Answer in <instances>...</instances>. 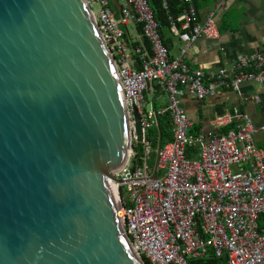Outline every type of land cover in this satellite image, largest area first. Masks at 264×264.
<instances>
[{"label":"water","instance_id":"water-1","mask_svg":"<svg viewBox=\"0 0 264 264\" xmlns=\"http://www.w3.org/2000/svg\"><path fill=\"white\" fill-rule=\"evenodd\" d=\"M130 148L122 85L86 1L0 0V264H145L107 183Z\"/></svg>","mask_w":264,"mask_h":264},{"label":"built area","instance_id":"built-area-1","mask_svg":"<svg viewBox=\"0 0 264 264\" xmlns=\"http://www.w3.org/2000/svg\"><path fill=\"white\" fill-rule=\"evenodd\" d=\"M85 1L129 109L130 157L107 183L116 191L123 232L134 254L145 264H191L211 256H225L226 264H264V149L256 144L257 135L264 137V125L255 126L238 113L216 119L217 130L210 135H193L179 99L181 88L203 100L216 88L238 90L244 81L262 84L264 55L239 56L209 73L194 70L186 62V50L169 58L148 0H116L117 10L112 0ZM181 2L185 8L177 22L183 30L191 29L190 42L218 37L214 15L201 24L193 0ZM130 27L141 29L140 39L128 38ZM155 87L168 95L166 111L146 109V94ZM134 110L141 117V143ZM166 112L173 140L161 148L157 178L152 179L156 149L148 133ZM234 124L219 133L218 128ZM193 149L192 158L188 154Z\"/></svg>","mask_w":264,"mask_h":264},{"label":"crops","instance_id":"crops-1","mask_svg":"<svg viewBox=\"0 0 264 264\" xmlns=\"http://www.w3.org/2000/svg\"><path fill=\"white\" fill-rule=\"evenodd\" d=\"M112 3L117 10L116 0H112ZM193 7L201 24H205L207 18L214 15L218 37H202L190 42L191 29L183 30L179 23L176 32L171 27V31L162 33L171 60L178 58L186 50L185 59L189 67L209 73L230 65L239 56L264 55V0H193ZM141 36L140 28L128 29V38L135 40ZM249 72L259 73L254 70ZM164 94L167 97L164 108L157 110L156 103L163 99ZM146 97L151 98L156 112L166 111V92L161 93L155 87ZM179 99L198 135L214 133L217 130L214 125L216 119L236 116L238 113L248 116L255 126L264 125V79L262 84L244 81L238 90L216 88L213 95H208L203 100H199L189 89L181 88ZM235 125L218 128V131L223 133L226 127H232V130ZM256 144L264 149L263 135L256 136ZM189 152L195 155L196 151L193 149Z\"/></svg>","mask_w":264,"mask_h":264},{"label":"trees","instance_id":"trees-1","mask_svg":"<svg viewBox=\"0 0 264 264\" xmlns=\"http://www.w3.org/2000/svg\"><path fill=\"white\" fill-rule=\"evenodd\" d=\"M156 21L160 25V35L162 37L164 45L168 48L167 43L163 39V31H171L172 27V19L175 24L179 26V22H177L178 17L182 14L185 5L181 2V0H166V5H164L163 0H148ZM144 44H147V41H144ZM139 68V67H138ZM171 115L169 112L164 113L163 115L158 116L159 121V129L162 133V147L171 142L173 140V133H172V120ZM232 127H226L223 133H227ZM193 135H198L195 128L191 131ZM149 139L153 143V148L156 149L157 142L159 138L158 128L155 127L148 133ZM189 157H195L194 154L189 152ZM155 159V155H153ZM154 161H152L153 163ZM227 259L226 257L217 258L215 256H211L206 259H197L191 260V264H226Z\"/></svg>","mask_w":264,"mask_h":264},{"label":"rangeland","instance_id":"rangeland-1","mask_svg":"<svg viewBox=\"0 0 264 264\" xmlns=\"http://www.w3.org/2000/svg\"><path fill=\"white\" fill-rule=\"evenodd\" d=\"M166 99H167V97H166V95L164 94V95H163V99H161V101H157V103H156V109H157V110H160V109L164 108L163 105H164ZM145 105H146V109H147V111H150V110L153 109V105H152V103H151V98H148V99H147V97H146V104H145Z\"/></svg>","mask_w":264,"mask_h":264},{"label":"bare ground","instance_id":"bare-ground-1","mask_svg":"<svg viewBox=\"0 0 264 264\" xmlns=\"http://www.w3.org/2000/svg\"><path fill=\"white\" fill-rule=\"evenodd\" d=\"M111 192H112L113 198L115 200V203H117L118 201H117L116 191L113 189Z\"/></svg>","mask_w":264,"mask_h":264}]
</instances>
